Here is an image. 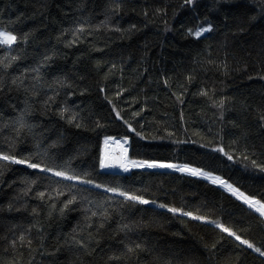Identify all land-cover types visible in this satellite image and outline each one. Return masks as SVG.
Listing matches in <instances>:
<instances>
[{
    "label": "trees",
    "instance_id": "trees-1",
    "mask_svg": "<svg viewBox=\"0 0 264 264\" xmlns=\"http://www.w3.org/2000/svg\"><path fill=\"white\" fill-rule=\"evenodd\" d=\"M4 27L18 40L0 48V59L19 58L0 90V151L55 159L156 204L0 160V264H264L215 224L158 207L224 223L264 249V218L225 188L173 170L99 166L105 137L127 138L131 161L187 164L264 195V171L252 164L264 166V0H0ZM26 108L31 128L18 133L14 121ZM122 240L144 250L110 260Z\"/></svg>",
    "mask_w": 264,
    "mask_h": 264
},
{
    "label": "snow or ice",
    "instance_id": "snow-or-ice-1",
    "mask_svg": "<svg viewBox=\"0 0 264 264\" xmlns=\"http://www.w3.org/2000/svg\"><path fill=\"white\" fill-rule=\"evenodd\" d=\"M187 2H191V0H187ZM119 7V5H117ZM212 25L209 24L206 28L201 27L197 29L194 33L196 37H199L203 32L205 31H211ZM82 30V29H81ZM191 31V30H190ZM24 43H27L28 40V34H24L23 37L20 38ZM18 40L17 34H15L14 30L8 29L7 27L0 28V48L7 49V50H12L13 45L16 44ZM19 57L18 56H10L7 52L5 56L0 59V68L4 70L3 74L0 75V90H3L4 88V77L7 75V70L12 67V64L14 61H16ZM48 57H45V60H47ZM28 69H25V72H27ZM33 72H39L38 68L31 69ZM38 78V77H37ZM19 81V82H18ZM11 84L15 85L17 87H22L24 84V80L20 79L19 77H13L11 80ZM35 88V85L32 86ZM27 91V89H25ZM206 95V93H204ZM220 107L223 106V102L221 101ZM63 112H67V109H62ZM28 114L27 108L22 110L21 115L17 117L14 121L15 130L19 133L21 130L25 128H31V125L27 123L25 120V115ZM63 118V117H62ZM69 122L73 121L76 119V117L70 116L68 117ZM262 120H264V117H261ZM77 127L79 125L77 124ZM130 130L135 131L134 129H131V126H129ZM138 136L141 134L139 132L136 133ZM141 138H143L141 136ZM109 139H112V137H105V143ZM125 143H127V138H125ZM39 147V145H37ZM219 152L224 153L223 148H217L216 149ZM127 151L128 149L125 148L123 149V155L120 157H110L107 154H103L100 158L99 161V166L102 169L105 168H114V167H119L123 169L125 172L129 171L131 167H136V168H148V169H155V168H171L179 172H188L191 175H199L202 176L203 178L210 180L213 184H218L220 187L225 188L233 197H235L237 200L241 201L244 205H247L249 209H251L254 213H258V219L264 218V195H260L259 198L257 197L256 194H246L244 191L240 189L238 186H234L232 183H230L228 180L223 179L220 176L213 175L211 171H204L203 169L200 168H191L187 164H172V163H164V162H159L156 160H150V159H145V160H132L129 161L127 157ZM39 155V153H37ZM227 155V158L229 160H232L233 157L231 155H228L227 153H224ZM45 156L48 155V153H44ZM247 159V157H245ZM0 160L10 162L12 164H21V165H26L27 168L29 169H36L40 173H51L52 176L54 177H61L65 180L68 181H79L81 184L84 185H91L94 188L97 189H103L104 192L106 193H113L116 194L120 197H123L124 200L126 201H131L133 203H138V204H156V201H149L144 198L143 195L141 194H136L131 191L125 190L122 187L119 186H111L108 184H101L97 183L91 179H82L80 175H78L74 170H69V166L65 164L63 167L59 164H57L56 160L53 159L51 162L41 159V160H35L31 158V156L28 159H23V158H18L16 155L12 154H6L3 151H0ZM252 164L256 167H260L262 171H264V166L258 165L255 160L252 161ZM85 176L88 175V173H84ZM48 178V177H45ZM32 184H35L36 181L32 180ZM70 189L74 186L69 185L68 186ZM82 191H88V189H82ZM44 193H40V196L42 197ZM84 199H87V197H84ZM77 197L76 195H72L69 199L64 204V208H68L69 205H72L76 202ZM159 208H166L168 212H171L173 214L180 213L183 216L191 217L193 220L197 221H206L208 223L215 224L217 228H219L222 232L227 233L229 236L234 237L236 240L240 242L241 245H246L247 248L252 249L254 252L259 253L260 256H264V249L261 247L255 246L252 242H250L247 239H242L231 227L226 226L224 223L217 222L215 220H211L206 216L203 215H197L193 211H185L182 208H177V207H170L167 204L161 203L158 205ZM63 211V209L61 210ZM93 216H96L97 213L93 212ZM102 216L106 217L105 213H101ZM91 227V225H89ZM100 227H103V221L100 224ZM127 229L128 231H131V228L128 225H123L122 230ZM75 239V238H74ZM19 240L21 241V244L23 245V242L25 241V234H20ZM76 244H78L81 248H86L88 245L84 243V241L81 240H76ZM121 243L124 244V250L121 251L120 255L113 254L112 256L109 257L110 260H116L119 261L123 259L124 257L129 256V254H135L136 250H144V247L142 244L132 241L131 243H124V241H120ZM32 243L31 239H28L27 244L30 246ZM11 244L13 247L16 246V241L13 240L11 241ZM214 247V246H213ZM157 260L159 261V264H173V261L171 258L164 259L157 257Z\"/></svg>",
    "mask_w": 264,
    "mask_h": 264
},
{
    "label": "rangeland",
    "instance_id": "rangeland-1",
    "mask_svg": "<svg viewBox=\"0 0 264 264\" xmlns=\"http://www.w3.org/2000/svg\"><path fill=\"white\" fill-rule=\"evenodd\" d=\"M114 140H117V141L115 143H113V144L110 143L112 141V139H109L107 141V143L104 142L103 147H102V155L103 154H107L110 157H120V156L123 155V149H125V148L128 149V146H127V143H125V140H123V139H121V140L114 139ZM129 161H131V160H129ZM131 169H143V168L131 167L130 170ZM158 169L176 171V170L171 169V168H158ZM105 170L106 171H110V172H121V173H128L130 171L129 170V171L125 172L123 169H121L119 167L105 168ZM176 172H179V171H176ZM179 173L190 174L188 172H179ZM193 176H197V177H200L202 179H205V178H203L202 176H199V175H193ZM205 180H207V179H205ZM207 181L211 182L210 180H207ZM216 185H218V184H216Z\"/></svg>",
    "mask_w": 264,
    "mask_h": 264
},
{
    "label": "water",
    "instance_id": "water-1",
    "mask_svg": "<svg viewBox=\"0 0 264 264\" xmlns=\"http://www.w3.org/2000/svg\"><path fill=\"white\" fill-rule=\"evenodd\" d=\"M143 169H148V168H143ZM155 169H158V168H155ZM132 170V169H131Z\"/></svg>",
    "mask_w": 264,
    "mask_h": 264
}]
</instances>
